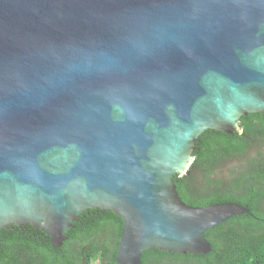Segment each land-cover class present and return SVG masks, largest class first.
Instances as JSON below:
<instances>
[{
  "label": "water",
  "instance_id": "95a60500",
  "mask_svg": "<svg viewBox=\"0 0 264 264\" xmlns=\"http://www.w3.org/2000/svg\"><path fill=\"white\" fill-rule=\"evenodd\" d=\"M264 114V0H0V233L61 248L80 215L123 219L118 264L207 255L248 208L173 181L207 130Z\"/></svg>",
  "mask_w": 264,
  "mask_h": 264
},
{
  "label": "trees",
  "instance_id": "16d2710c",
  "mask_svg": "<svg viewBox=\"0 0 264 264\" xmlns=\"http://www.w3.org/2000/svg\"><path fill=\"white\" fill-rule=\"evenodd\" d=\"M241 133L207 130L196 142L189 171L173 181L184 202L193 207L236 203L249 215L236 216L206 233L207 255L146 251L142 264H264V114L242 117ZM244 164L239 166L236 163ZM235 163L230 178L217 172ZM123 219L112 211L80 215L61 248L31 225H14L0 233V264H118Z\"/></svg>",
  "mask_w": 264,
  "mask_h": 264
},
{
  "label": "rangeland",
  "instance_id": "374dc122",
  "mask_svg": "<svg viewBox=\"0 0 264 264\" xmlns=\"http://www.w3.org/2000/svg\"><path fill=\"white\" fill-rule=\"evenodd\" d=\"M263 148H264V146H263ZM236 164H238L239 166H243L244 165V164H242V162L236 163ZM234 165H235V163H229V164H225L222 167H219L217 172L220 175V179L227 181L230 178L231 174H232ZM98 259H99V257L98 258L95 257V259L93 260V264H95V261L96 260L98 261Z\"/></svg>",
  "mask_w": 264,
  "mask_h": 264
}]
</instances>
